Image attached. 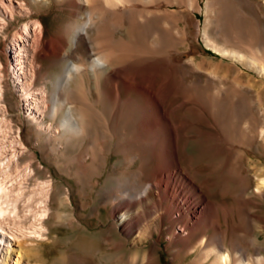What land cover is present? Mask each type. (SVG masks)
Here are the masks:
<instances>
[{
	"label": "bare ground",
	"instance_id": "obj_1",
	"mask_svg": "<svg viewBox=\"0 0 264 264\" xmlns=\"http://www.w3.org/2000/svg\"><path fill=\"white\" fill-rule=\"evenodd\" d=\"M24 1L31 9L49 7L54 2L57 9L68 14V19L64 22L62 19L52 34L37 41L35 60L40 66L30 76L32 82L22 83L26 101L37 79L45 78L53 85L49 125L58 128L55 132H63L56 136L49 130L48 135L36 140L68 144L89 141L98 148L91 161L98 162L93 165L101 169L107 164L105 143L109 138L118 139L123 156L122 162L116 164L121 169L107 177L101 191L114 195L108 210L114 222L109 228L91 231L77 207H71L70 193L64 185L55 184L56 192H52L51 179H47L48 183L29 191L24 199L28 202L27 210L33 211L31 219L35 224L36 220L40 221L34 231L44 233L42 216L56 202V217L70 215L77 244L89 247L93 254L105 245L116 249L105 256L123 257L120 249L126 242L140 244L154 238L142 261L161 264L158 234L164 220L169 219L177 220L182 230L187 231L179 234L172 226L170 233L177 244L188 242L200 229H216L212 237L206 234L201 240L205 256L200 264L210 257H213L211 264H262L264 254L259 251L258 235L249 238L243 225L237 223L233 234L244 232L238 235H244L258 251L248 257L239 244L234 252L227 245L228 229L222 230L219 218L222 214L228 225L234 205L227 206L223 200L229 195L240 197L243 204H250L253 209L264 207V165L256 162L259 182L257 191L250 193L251 176L242 167V159L248 156L244 145L252 126L264 155L262 98L258 95L253 99L249 90L236 87L231 80L232 70L240 62L264 76V42H258L264 29V15L248 13L243 8L247 0H207L205 6L200 0H165L170 8L163 10L147 7L164 0ZM140 2L145 7H139ZM183 4L206 14L201 35L208 47L223 56L222 61L195 56L188 62L174 61V57L186 53L181 46L192 47L185 14L172 8ZM34 24L40 29L41 19ZM133 33L140 36L139 41L145 40L134 43ZM80 49L86 55L83 52L80 63H75L72 58ZM45 59H51V67L55 63L63 64L62 71L52 78ZM221 67L225 70L224 85L220 84ZM192 71L201 75L204 74L201 71H207V76L191 78ZM40 90L46 89L40 87ZM85 158L79 164H86ZM134 159L139 160L135 170ZM129 161L132 162L128 168L123 169ZM204 166L210 169L205 170ZM31 167L32 164L25 163L21 166L22 173L31 176ZM82 172L86 174L87 170ZM132 176L143 178V182L136 184ZM177 178L185 183L187 193L198 204L190 211H183L178 201L175 202L174 193L169 192ZM83 182L84 191L90 178L84 176ZM5 185V179L0 178V228L7 209L16 212L19 199L14 197L10 206H5L10 195ZM62 208L69 213H64L66 210ZM139 220H143L141 224ZM24 251L7 250L2 264H22ZM136 256L129 260L134 262ZM71 259L73 264H84L81 262L84 258L76 253Z\"/></svg>",
	"mask_w": 264,
	"mask_h": 264
},
{
	"label": "rangeland",
	"instance_id": "obj_2",
	"mask_svg": "<svg viewBox=\"0 0 264 264\" xmlns=\"http://www.w3.org/2000/svg\"><path fill=\"white\" fill-rule=\"evenodd\" d=\"M200 1L205 6L207 0ZM138 5L139 7H145V4L141 2ZM147 8L163 10L170 8V6L164 0ZM172 8L181 10L185 14V23L189 24L192 46L191 48H188V45L181 46V50L186 53L180 57H174V61L178 63L188 62L193 56L198 59L214 57L215 61H222L223 56L208 47L203 35H201L200 28L204 26L206 14L184 4L181 6L173 5ZM243 8L248 13L255 11L256 15L263 17L264 0H247L243 4ZM30 9L24 0H0V178L5 179V187L9 192L8 195L10 194L8 196L9 201L5 203V206H10L14 197L19 196L16 203V212L7 209L3 228H0V264H2L7 250L14 251L19 248L25 250L22 264H73L70 258L75 253L81 256V259L84 258L81 260L84 264H144L142 257L154 238L145 239L140 244L126 242L120 249L122 251L119 250L121 254H124L123 257L110 258L108 255V257L105 256L116 251L115 248L105 247V245L101 251L93 254L89 247H79L77 244L76 229L73 226L72 217L66 214L60 219L56 217L55 212L58 210L56 202L51 205L48 214L42 216L44 233L34 231L35 226L38 227L40 221L36 220L37 223L35 224L34 219H31L33 211L27 210L28 202H25L24 199L26 196L28 197L29 191L48 183L49 181H45L47 179H51L52 192H56L55 184L62 183L64 185V188L70 193V200L73 203L71 207H77L84 224L91 231L96 232L109 228L114 222L109 217L108 212L110 203L114 202V195L112 193L102 194L101 191L107 177L117 169H121L116 164L122 162L123 156L118 149V139L109 138L105 143L107 146L105 152L107 154V164L102 170L94 167V161H91L98 148H94L89 141L82 144H68L59 143L56 140L44 142L36 140L38 137L48 135L49 130H53L56 136L63 132L62 130L61 132H55L58 128L49 125L52 121L49 115V101L52 97L53 85L45 78L37 79L35 82L37 84L30 90L29 100L26 101L22 83L32 82L30 76L35 75V69L40 66V63L35 60L37 41L52 34L60 23L68 19V14L57 9L54 2H51L49 7L43 6L40 9ZM39 19L42 21L40 29L37 28V24H34V21ZM62 19L64 20L62 21ZM133 36V41L136 38L134 43H137V40L138 43L145 40V38H140V42V36H136V33L135 35L133 33ZM258 42H264V29L260 31ZM83 49H80L73 56L72 60L75 63H80L82 53L85 54ZM50 60L45 59V64L47 63L48 66L46 67L50 70L53 78L62 71L63 64L55 63L51 67L49 66ZM225 60L230 61L227 57H225ZM143 62L144 60L141 59L140 64H143ZM203 72L204 74L201 75L199 72L192 71L190 77L205 78L207 71H201V73ZM224 73L225 70L221 67L219 77L224 81L220 83L221 85L226 84V80L223 78ZM231 80L236 87L249 90L253 99L257 98L258 95L261 96L264 107V76L260 75L254 67L247 63H237L232 70ZM40 87H44L46 90L41 91ZM39 122L42 125L38 124ZM6 124L8 126H5ZM252 128L253 126L249 129L246 138L247 143L244 145L248 151V156L242 159V167L245 173L251 176L249 179V193L257 191L260 171L257 170L256 162H261L264 165V155L261 154L262 147ZM31 152H36V155L31 154ZM85 156L86 164H79L78 161ZM28 162L32 164L31 176L22 173L21 166L23 167ZM130 162L132 161L127 162L123 169L128 168ZM97 163L94 162L95 166ZM138 166L139 160L134 159L132 169L135 170ZM93 168H96L99 174ZM204 168L205 170L210 169L209 166H204ZM84 176L90 178V183L85 185L87 190L83 191L81 186L84 184ZM132 178L136 184L143 182L141 177L132 176ZM187 191L185 183L179 178L169 188V192H173L175 195V202L178 201L176 203L181 206L183 211H190L193 206L198 205L194 197L190 196ZM59 192L61 193V191ZM223 201L227 206L234 205L228 225L222 214L219 218L222 230L228 229V247L236 252L240 244L248 257L256 255L258 251L256 246L254 247L250 241L247 242L244 235H238V233L245 232L244 234L249 238L258 235L261 243L259 251L264 254V207L253 209L250 204H243L240 197L231 195ZM249 208L252 210L250 211ZM62 209L68 211L66 208ZM66 211L63 212L68 214L69 211ZM139 221V224H141L143 220ZM176 221L165 219L162 224V231L158 234L161 243H159L160 248L158 250L161 264H200L205 256L201 240L206 234L212 237L217 232L216 229H200L195 236L188 242H183L182 245L175 243L170 233V229L174 226L177 233L187 234V231L182 230ZM237 223H241L245 230L244 232L236 231L233 234V229ZM126 254L128 256H125ZM135 256L137 259L134 262L129 260L130 257ZM154 263H156L155 260ZM211 263H213V257L205 262V264Z\"/></svg>",
	"mask_w": 264,
	"mask_h": 264
}]
</instances>
